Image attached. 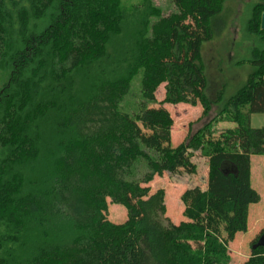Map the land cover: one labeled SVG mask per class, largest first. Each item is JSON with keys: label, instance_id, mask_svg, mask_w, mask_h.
Here are the masks:
<instances>
[{"label": "trees", "instance_id": "1", "mask_svg": "<svg viewBox=\"0 0 264 264\" xmlns=\"http://www.w3.org/2000/svg\"><path fill=\"white\" fill-rule=\"evenodd\" d=\"M125 1L0 0V264H228V243L247 230L259 199L250 156L264 155V127L250 126L264 113V48L219 111L234 126L172 146L162 104L208 113L201 46L226 0H167V14ZM251 7L247 27L264 43V2ZM136 75L142 99L124 110ZM198 147L205 189H185V220L167 222L164 192L148 183L194 174ZM107 198L123 222L106 218ZM263 232L245 264H264V247L252 249Z\"/></svg>", "mask_w": 264, "mask_h": 264}, {"label": "rangeland", "instance_id": "2", "mask_svg": "<svg viewBox=\"0 0 264 264\" xmlns=\"http://www.w3.org/2000/svg\"><path fill=\"white\" fill-rule=\"evenodd\" d=\"M137 1L127 0L125 3ZM153 1L162 7L163 14L174 10L173 5L167 0ZM257 2L263 3L264 0H226L219 14V20L213 27L212 38L201 46V62L206 78L204 93L210 106L208 113L203 114L202 105L198 102L192 103L191 100L176 104H162L173 121L170 130L172 146L188 143L192 136L200 131L205 132L206 128L208 129L206 132L216 135L220 130L234 126L232 122L218 119V116L226 99L244 84L248 73L252 70L249 59L264 48V43L259 36L247 27V20L251 17V6ZM223 24L225 29L220 34L218 30ZM139 77L136 75L131 81L130 92L121 104L124 110L129 108L136 110L138 102L142 99ZM163 96L164 83L159 85L155 92V103L149 105L158 106ZM263 120L264 113L250 114V126H261ZM189 151L191 160L196 166L194 174H187L183 171L175 174L165 172L160 176H154L148 183L150 192L158 188L164 192V218L167 222L177 224L185 220L182 215L184 205L180 200L185 189L198 186L203 190L206 186L209 169L207 157L201 147L190 148ZM257 160L260 161L259 157ZM252 166L255 170L258 168L256 172L260 181L257 182L253 176L251 186L259 191L261 201L255 206L253 204L249 206L247 230L236 233L233 240L228 243V264H245L250 257L251 241L261 230H264V161L258 164L253 159ZM255 170H253V175H255ZM106 201V218L114 223L123 222L126 219V209L120 204L113 203L110 198Z\"/></svg>", "mask_w": 264, "mask_h": 264}, {"label": "crops", "instance_id": "3", "mask_svg": "<svg viewBox=\"0 0 264 264\" xmlns=\"http://www.w3.org/2000/svg\"><path fill=\"white\" fill-rule=\"evenodd\" d=\"M262 125L261 126H252V127H255V128H259V127H264V120L262 121V123H261ZM259 157V159H260V161L259 162H262V161H264V155H251L250 156V162H249V164H250V166H249V170H250V176H249V180H250V185H251V182L253 181V176L255 177V179H256V181L258 182V180L260 181V179L258 178V174H257V169L258 168H256V170L254 169V167L252 166V162H253V159H255V161L259 164V162H258V160H257V158ZM253 170H255V175H253ZM252 187V186H251ZM253 188V187H252ZM254 189V188H253ZM256 190V189H255ZM257 191V190H256ZM258 192V195H259V199H258V201L256 202V203H254L253 205L255 206L256 204H258L260 201H261V195H260V193H259V191H257ZM248 214H249V208H248ZM248 218V217H247Z\"/></svg>", "mask_w": 264, "mask_h": 264}, {"label": "water", "instance_id": "4", "mask_svg": "<svg viewBox=\"0 0 264 264\" xmlns=\"http://www.w3.org/2000/svg\"><path fill=\"white\" fill-rule=\"evenodd\" d=\"M260 28L264 29V12L261 14V17H260ZM256 247H264V232L259 236L257 241L252 245V249Z\"/></svg>", "mask_w": 264, "mask_h": 264}]
</instances>
